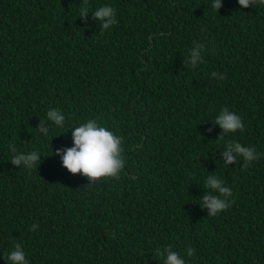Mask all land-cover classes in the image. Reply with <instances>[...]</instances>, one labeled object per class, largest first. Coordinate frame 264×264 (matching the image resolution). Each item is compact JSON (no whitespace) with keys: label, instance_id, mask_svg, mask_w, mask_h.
<instances>
[{"label":"trees","instance_id":"16d2710c","mask_svg":"<svg viewBox=\"0 0 264 264\" xmlns=\"http://www.w3.org/2000/svg\"><path fill=\"white\" fill-rule=\"evenodd\" d=\"M213 2L88 0L81 17L84 0H0V264L17 244L28 264H164L169 249L185 264H264V6ZM105 6L109 29L93 15ZM224 107L244 132L214 123ZM93 118L124 137L119 182L54 155ZM236 142L259 154L247 169L225 161ZM31 151L35 171L11 163ZM211 175L234 200L216 217L202 207Z\"/></svg>","mask_w":264,"mask_h":264},{"label":"clouds","instance_id":"9594fccd","mask_svg":"<svg viewBox=\"0 0 264 264\" xmlns=\"http://www.w3.org/2000/svg\"><path fill=\"white\" fill-rule=\"evenodd\" d=\"M257 3L264 6V0H238V4L242 8H248L250 5L255 6ZM84 7L80 9V16L86 17L89 8L88 0H84ZM214 11L221 8V0H214L211 4ZM94 18L98 19L103 29L116 23L115 12L113 7H100L93 13ZM103 34V33H102ZM191 52V64L195 66L201 60L200 48ZM226 76L224 77V80ZM47 120L54 123L58 128L64 127L65 116L58 108H53L47 112ZM243 119L234 111L230 112L228 107L220 109L219 115L215 117L214 123L218 124L225 134L235 133L237 131L244 132ZM40 131L45 137L49 134V129L41 122ZM211 132V129H207ZM223 141V137L217 140ZM73 147L68 149H58L54 155L60 157L62 165L69 173L76 175L82 174L90 178L92 181L100 180L101 178L115 177L119 182L124 175L123 169L126 167L127 161L124 160V137L118 135L115 131L109 130L108 126L103 122L102 118L89 119L86 123H81L72 131ZM11 147V145H9ZM136 147H139L137 145ZM129 151H134L133 146H128ZM233 153L242 155L245 158V165L243 169L250 167L249 162L259 159V154L255 148H245L241 143H228L224 148V158L226 163L231 164L235 162ZM41 159L39 151H31L25 154H18L11 158L13 165L19 166L23 164L25 170L35 171L38 167V162ZM135 179V177H131ZM224 182L218 180L215 175L207 176L204 187L212 190L208 192L203 198L202 207L207 208L209 217H216L221 212L230 209L234 200H228V197L233 198V192L228 187H223ZM213 191L219 192L224 199L212 194ZM35 227V225L33 226ZM159 251L157 255H159ZM193 250H187V255L192 256ZM179 254L172 250H167V260L164 264H185V261L178 258ZM5 259L12 262V264H28L25 260V252L21 250L19 244L15 246V251H12Z\"/></svg>","mask_w":264,"mask_h":264}]
</instances>
